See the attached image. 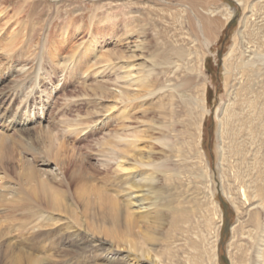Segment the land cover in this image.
<instances>
[{"label": "rangeland", "instance_id": "1", "mask_svg": "<svg viewBox=\"0 0 264 264\" xmlns=\"http://www.w3.org/2000/svg\"><path fill=\"white\" fill-rule=\"evenodd\" d=\"M203 1L208 9H224L226 5L234 13L228 23L217 29L209 48L203 49L205 56L203 54L202 74L198 80L205 87L206 112L201 134L196 135L189 125L192 115L186 102L187 92L183 99L174 98L175 105L168 96L174 90L173 84L187 78L186 68L183 67L169 83L165 73L168 65L161 66L152 58L166 48V36L176 19L170 12H180L187 4H179L176 0H0V76L2 69L7 76L0 83V111L13 113L27 126L22 135L31 137L33 149L48 145L49 142L41 137L42 132L52 130L55 140L51 149L58 150L62 161L85 159L95 168L96 175L110 177L113 183L109 180L107 188L119 190V197L132 207L144 232L139 236H149L148 242L159 253L179 246L182 258L185 251H192L188 246L195 241L203 244L202 257L206 256L202 264H208L218 229L217 264H252L253 241L264 232V60L261 56L264 53V0H244L245 6L238 0ZM245 15L247 20L243 22ZM62 31L65 36L61 35ZM97 32L105 33L104 42L100 38V42L93 44L92 53H106L103 59L107 61L92 69L104 73L92 76L84 83L83 68L77 74L72 66L68 72H59L56 64H63L71 54L84 50L92 33ZM46 35L47 50L43 56L42 42ZM119 35L143 40L130 82L116 78L120 75L126 78L130 62H127L129 58L121 57L126 55L123 42L127 41L117 42ZM232 50L235 52L230 58L233 73L227 80L224 57ZM257 50H260L259 55ZM55 53L60 57L50 60L48 54ZM13 56V60L22 58L20 61L26 63L27 68L43 66L48 67L49 72H56L47 83L48 90L52 87L51 98L42 92L45 86H35L29 81H26L24 91L11 90V85L15 84L12 82L17 80L16 74L11 75L13 68L10 71L7 68ZM258 56L262 60H256ZM92 57L84 58L89 61ZM251 58L256 60L252 65L258 67V71L245 64L241 66ZM156 59L159 63L160 56ZM98 83L106 89L96 88ZM116 86L123 88L127 102L117 99L113 91ZM164 86L168 88L161 91ZM27 100L33 112H26ZM163 101L168 111L166 118L160 113L164 111L160 109ZM43 104L45 112L41 115ZM172 111L180 115L173 118ZM71 124L78 125L70 127ZM92 124H96L97 131L85 128ZM83 128L85 130L81 131ZM117 133L131 137L129 141L133 139L128 145H120L123 149L130 148V156L122 162L126 171L117 167L121 162L118 159L120 152L114 160L110 159L111 155H106L110 143H115ZM198 152L199 156L201 152L204 154L203 159L209 164L210 178L206 177L205 160L198 157ZM177 153L181 156H176ZM140 158L154 159L161 167L141 165ZM3 161L0 159L1 173L10 174L13 181H19L20 174L16 169L21 163L19 156L15 154ZM52 162L58 161L52 158ZM141 171L151 174L143 191L129 190V182L122 184L126 182V175L133 173L137 178ZM104 183L99 178L95 181L97 186L105 187ZM210 198L217 201L218 207ZM24 202L23 199V205ZM2 203L0 230L8 231L9 236L7 241L0 240V264H30L26 255L41 256L44 262L63 258L67 260L66 264H91L90 257L83 259L85 255L81 253L79 256L75 252L62 256L63 244L60 249H50L52 231L59 232L60 229L61 233L69 235L75 231L76 234H87L80 226L81 223L84 225L82 221H86L87 216L83 207L77 212V226L48 218L41 225V237L31 238L21 234V227L32 220L30 216L34 213L29 211L32 206L25 208L11 202L9 205ZM94 224L98 226L96 222ZM105 226L99 225L98 235L123 244L120 238L127 236L126 227ZM121 251L128 255L126 247L122 246ZM17 254L21 255L19 263Z\"/></svg>", "mask_w": 264, "mask_h": 264}, {"label": "bare ground", "instance_id": "2", "mask_svg": "<svg viewBox=\"0 0 264 264\" xmlns=\"http://www.w3.org/2000/svg\"><path fill=\"white\" fill-rule=\"evenodd\" d=\"M176 2L183 5L187 2V4L183 9H180V12H175V10H172L170 12V15L174 16L176 19L175 23L172 25L173 27L169 29V31L171 32H168V35L166 36V41L164 43L166 48L164 50H160L159 53H155L152 58L154 59V61H156L157 64H160L161 66L162 64H165L166 66L168 65L165 73L167 75L169 83H172V77L177 76V73L181 71L183 67L186 68L187 78L184 81H182V78L180 81H178V83L173 84L172 86H175L174 90L173 92L168 93V96L172 97L171 104L175 105L176 101H174V98L180 97V99H183L185 92H187L189 97L186 99V102L187 105H189V114L192 115L191 119L189 120V125L195 129V134L197 135V133L201 134L200 128L201 124L203 123L202 120L204 118V113L206 112L205 87L204 85L201 86L199 84L201 80H198V78L202 74L203 60L205 56V51L203 52V49L209 48L210 44L215 38L217 29L229 22V20L233 16L234 11L231 7L226 5L224 6V9H208L205 6L203 0H176ZM238 3L243 6L246 5L244 0H238ZM163 16L166 17L165 15ZM244 19L247 20L246 15L245 17H243V22L245 21ZM173 29L174 31H172ZM63 32L64 31L61 32V35L65 36ZM239 34L240 33H238V35ZM104 35L105 33L103 32H97L96 34L92 33L91 40L89 41V44L86 48L84 46V50L74 52V54H71V57L67 61H63V64H60V62L56 64V68H58V70H61H59V72H68L70 67L72 66V68L74 69L73 72L77 74V72L83 68L82 78L83 76H85L84 83L88 82L89 78H91L92 76H97L98 74L99 76L102 75L104 73L103 71L92 68L107 61L106 59H103L107 55L106 53L104 54V52H102L100 55H98V53L93 54L92 48H95L93 44L100 42V38H102ZM113 37L116 38L118 36ZM46 38L47 35L42 42L43 47L41 52L43 56H45L44 52L47 50L45 42ZM138 39L139 37L132 39L129 36L124 37V35H119V37L117 38V42L119 41V43L122 41H127L123 42V51L126 52V55H122L121 57L122 59H124V57L129 58L127 59V62L130 60L129 65L127 66L129 67V69L126 72V78L125 75L117 76L116 78H118L119 81L122 79H128V82H130L129 78L132 76V70L135 67L134 62L135 60L140 58V55L137 52H139L143 47V40L139 41ZM103 40L104 38H102V43L104 42ZM58 44H60V42ZM78 47H80V45H78L77 48ZM50 49L52 50L51 47ZM54 50L57 52L59 50L61 52V49L58 48H54ZM259 51L257 53L258 55ZM232 52L233 50L224 57L227 80L228 78H230L229 74L231 75L233 73L230 67V58L235 52ZM114 53L117 54L118 52ZM48 55H50V60L53 61L55 58L57 60L58 56L60 57V55H56V53ZM92 55L93 57L89 61L84 58L85 56H88L90 58ZM158 55L160 56L159 63L156 59ZM261 56L264 60V53H261ZM12 58H14V56L10 57V59ZM18 58L20 57L18 56ZM21 59L10 60L9 66L7 67L9 71L11 70V68H13L12 73H10L11 75L16 74L15 79L18 80H16L17 82H12L15 84L11 85V90H13V92H20V90L24 91V89L27 88L26 81H29L30 83L35 84V86H45V88L42 89V92L46 94L48 99L51 98L52 87L51 90H48L49 85L47 83L50 79H53L52 76L56 72H49L48 67L46 69L43 66H38V68L31 66L27 68L26 63H21ZM259 59L260 57L256 60ZM256 60L252 61L251 58L250 62L241 63V66L242 64H245L248 67H251L258 71L259 68L252 65L253 63H256ZM3 70L4 69H2V75L0 76V83L4 82L5 78L7 77L6 73H3ZM43 70L44 72H42ZM116 84H118L117 80ZM98 87L103 90L106 89V86L100 83H98L96 88ZM166 88H168V86L162 87L161 91L165 90ZM113 91L117 99H120L123 102H127L125 101L126 93L125 91H123V88H121L120 86H116ZM24 107L26 108V112H33L34 110L31 108V104L28 100L25 102ZM28 108L30 109L28 110ZM166 108V103L163 101V105L160 106V109H164V111H160V113L165 115V118L168 115V111H166ZM44 110L45 104H43V112L41 115L44 114ZM172 115L174 118L175 116L180 114L177 111H172ZM176 119H178L176 120V122L179 123V118L176 117ZM77 125L78 124H71L69 126L73 127ZM95 125H88L85 128L90 127L91 129L93 128L92 131H97V129H95L97 126ZM26 127L27 126H25V124H22V122L18 120L16 115H14L13 113L9 114L7 113V111H0V159L2 161L7 160L11 158V156L16 154L17 156H19L21 161L20 165L16 167V169L19 171L18 173L20 174V180L17 182L11 179L10 174L8 175L5 172H2V174L0 171V203L3 202L7 205L9 202H11L10 204L13 203L14 205L23 206L25 208H29L28 206H32L31 208H29V211L33 210L34 213L32 214V216H30L32 220L29 223L22 225V235L27 234L31 238L41 237L40 232H43L41 229V225L43 221L48 218L51 220H54L55 218L58 220H65L67 224L72 223L74 226H77V212L79 207H81V209L83 207L82 211H84L87 216L86 221H82L84 222V225L81 223L80 226L87 231V234L84 235L83 232H79L76 234L75 231L69 235V233L66 232L61 233L60 229L57 230L59 232L52 231L53 238L50 244V249L51 247L52 249H60L63 244L64 250L61 251L62 256H66L71 252H75L79 256V253H81L85 255L83 259L90 257L91 264H202V261L204 260L203 258L206 256L204 254L205 256L202 257L203 253L201 247H203V244L201 245V243H197L195 241L189 243L188 246L192 251H185V255H183L182 258V253L180 254L181 248L179 246L175 248L172 247L168 252H164L163 254L156 251V249H154L148 242V238L151 239L149 236H146L147 238L139 236L140 232H144L138 224V220L135 217V212L132 207H130L128 202L119 197V190L117 188H107L109 180L111 183H113L110 177L105 175L99 177L98 175H96L94 172L96 171L95 168L85 159L76 161H62L60 159L58 150L51 149L52 144L55 140L52 130H49L48 132L44 131V133L42 132L41 136L44 140L48 141L49 144H45L42 148L35 147L36 150L33 149V146L30 142L32 140L31 137H25L26 134H24L25 136L22 135L23 131L27 129ZM85 128L81 129V131L85 130ZM199 134L198 139H200ZM129 138L131 137L117 133L114 139L115 143H110V148L109 150H107L106 154L107 156L111 155L110 159L114 160L118 158L116 153H121L118 158L121 162L117 167L122 171L128 170L127 168H125L124 163L122 162H126V157L130 156V148L123 149L120 145L122 143L128 145V143L133 142V139L129 141ZM165 139L164 141H171V139ZM52 151H55L56 153H53ZM197 155L198 157L202 158V160H205L203 159L204 154H202V152L200 156L199 152L197 153ZM176 156L180 157L181 155L177 153ZM52 158L57 160L58 162L53 163ZM148 158L150 159V157ZM138 162H140L141 165L161 167L160 163L157 165L155 164L154 159L145 161V158H140L138 159ZM204 164L206 177L210 178L211 174L209 164L206 160ZM104 165L109 166V163H105ZM150 175L151 174H146L145 171H141L140 174H138V176L140 177L137 176L136 178V176L131 173L129 175H126V182H122V184H127L129 182L131 185L129 186V190L137 189L143 191L147 186L146 184L148 180L151 179ZM98 178L105 181V187L100 185L97 186V184H95V181ZM23 199L24 201H26L24 202V205L22 204ZM210 199L211 203H213L214 205L216 204V206L218 207L217 201H215V199L213 198ZM260 204L262 206V203ZM63 215L67 218L64 219ZM95 222L98 226L94 224ZM101 224H103V227H106L105 225L112 224L113 226H115V228L119 229L126 227L127 236H120V241L123 242V244L116 242L114 243L113 241L108 239V237L98 235L97 228H100L99 225L101 226ZM258 233L259 232H257V234ZM218 234V229H216V234L214 236V241L212 244V251H210L212 252L211 257L207 255L208 257H210L208 258V264H217ZM248 235L250 236V234ZM8 236V231L4 229L0 230V240L3 239V241H7L6 237ZM253 243L255 246V255L254 260L251 263L264 264V232L262 235L257 236L256 240L254 239ZM122 246L127 248V256L122 254ZM87 253H90V256H87ZM26 257L30 261V264H66L67 262V260L63 258L56 260L47 258L48 260L44 262L45 260L41 256L26 255ZM16 258L17 262L19 263L21 261V255L17 254ZM250 260L251 259H249V261Z\"/></svg>", "mask_w": 264, "mask_h": 264}]
</instances>
